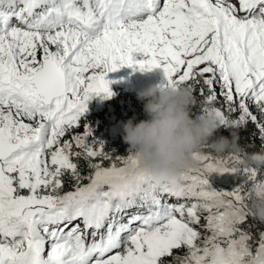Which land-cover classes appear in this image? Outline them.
<instances>
[{
	"label": "snow or ice",
	"instance_id": "6c2138e0",
	"mask_svg": "<svg viewBox=\"0 0 264 264\" xmlns=\"http://www.w3.org/2000/svg\"><path fill=\"white\" fill-rule=\"evenodd\" d=\"M122 67L189 88L217 135L251 121L264 141V0H0V264H264L247 153L205 145L157 185L90 139L87 102Z\"/></svg>",
	"mask_w": 264,
	"mask_h": 264
},
{
	"label": "clouds",
	"instance_id": "9594fccd",
	"mask_svg": "<svg viewBox=\"0 0 264 264\" xmlns=\"http://www.w3.org/2000/svg\"><path fill=\"white\" fill-rule=\"evenodd\" d=\"M142 101L145 119L130 117L121 124V139L157 185L171 181L182 172L198 167L194 152L203 146L217 154L241 151L238 133L217 135L215 112H205L199 118L192 115L193 95L187 87L149 85L136 93ZM244 163L264 167V151L247 153ZM250 211L254 219L264 223V200H253Z\"/></svg>",
	"mask_w": 264,
	"mask_h": 264
},
{
	"label": "trees",
	"instance_id": "16d2710c",
	"mask_svg": "<svg viewBox=\"0 0 264 264\" xmlns=\"http://www.w3.org/2000/svg\"><path fill=\"white\" fill-rule=\"evenodd\" d=\"M197 100L200 101L202 100V98L199 97V95H197ZM112 101L114 106L111 114L114 113L116 119L125 118L127 120L133 116H135L137 120L144 119L145 114L142 111L143 102L137 99L136 93L127 94L119 90L118 94L113 96ZM216 106L219 107L221 106V104L218 102ZM96 115L90 113L88 116H83L82 118L84 121H86L87 125L92 129V137H90V139H93L97 142H102L105 150L110 152L114 156L128 155L129 154L127 151L128 146L125 143H123L121 139V133L116 134L114 137H110L107 133V127L105 126L101 127L98 123H96L97 119L99 118ZM235 115L238 116V113H236ZM233 131H236L238 133V144L240 146L241 149L240 152L242 155L244 153L264 151V146H262V144H264V141L260 139V133L256 128V125L251 121H249L246 126L240 127L238 129H234ZM229 134H230L229 131H221L220 133V135L223 136H229ZM211 153L213 155L217 154L215 152H211ZM79 163H80L82 175H87L89 169L86 167L85 162L81 159ZM107 163L108 162L105 161L106 166ZM256 169H258L257 180H264V167H260ZM87 182H88L87 180L83 181V183H87ZM69 190H71V188L66 183L63 191H69ZM252 202L253 200L248 202L249 207ZM248 225L253 226L250 230L253 233V235H255L256 237H258L259 231H264V223H261L251 217H249L248 222L246 225H244V227L247 228ZM183 251L184 250L182 249L181 252Z\"/></svg>",
	"mask_w": 264,
	"mask_h": 264
},
{
	"label": "rangeland",
	"instance_id": "374dc122",
	"mask_svg": "<svg viewBox=\"0 0 264 264\" xmlns=\"http://www.w3.org/2000/svg\"><path fill=\"white\" fill-rule=\"evenodd\" d=\"M140 58V57H139ZM137 58V59H139ZM138 71L137 74L131 75V79H119V76L113 77V72H109L106 76V79L109 81H113L109 85L111 92L113 93L110 99H102L100 96L97 97V101L99 103L100 109L97 110L98 113L96 115L99 117L96 121L101 127H107V133L110 137H114L116 134L121 133V124L126 121L123 118H115L114 113H112L113 109V96L118 94V91H122L124 93H137L138 91L147 88L149 85H162L165 83L163 73L161 69H153L152 71ZM93 104L95 105V99H92ZM89 108V104L87 103V110ZM253 112V111H252ZM254 113V112H253ZM90 114V110L85 113L84 116H88ZM143 115V114H142ZM145 119V116H144ZM83 121L81 122V127L76 129L77 132H83ZM67 138V137H65ZM210 182L216 183L217 186H224L226 185L222 178L213 175L210 178Z\"/></svg>",
	"mask_w": 264,
	"mask_h": 264
}]
</instances>
